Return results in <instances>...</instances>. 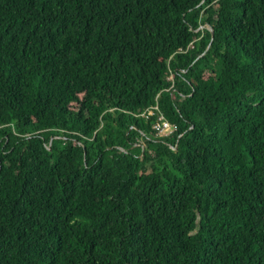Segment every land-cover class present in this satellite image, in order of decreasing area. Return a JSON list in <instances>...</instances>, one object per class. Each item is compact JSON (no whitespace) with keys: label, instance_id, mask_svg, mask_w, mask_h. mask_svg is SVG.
<instances>
[{"label":"trees","instance_id":"1","mask_svg":"<svg viewBox=\"0 0 264 264\" xmlns=\"http://www.w3.org/2000/svg\"><path fill=\"white\" fill-rule=\"evenodd\" d=\"M0 264H264V0H0Z\"/></svg>","mask_w":264,"mask_h":264},{"label":"built area","instance_id":"2","mask_svg":"<svg viewBox=\"0 0 264 264\" xmlns=\"http://www.w3.org/2000/svg\"><path fill=\"white\" fill-rule=\"evenodd\" d=\"M145 120L155 118L152 124V130L157 138H167L177 132V126L169 123L159 112L158 106L150 107L142 116Z\"/></svg>","mask_w":264,"mask_h":264},{"label":"water","instance_id":"3","mask_svg":"<svg viewBox=\"0 0 264 264\" xmlns=\"http://www.w3.org/2000/svg\"><path fill=\"white\" fill-rule=\"evenodd\" d=\"M209 31H210V33H211V42H212V40H213V38H214L213 31H212L211 29H210Z\"/></svg>","mask_w":264,"mask_h":264}]
</instances>
